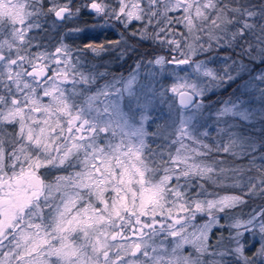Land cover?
<instances>
[{"label":"snow or ice","instance_id":"obj_1","mask_svg":"<svg viewBox=\"0 0 264 264\" xmlns=\"http://www.w3.org/2000/svg\"><path fill=\"white\" fill-rule=\"evenodd\" d=\"M45 2L0 0V264H264V207L229 225L235 229L229 245H223V236L209 243L213 227H224L220 214L227 217L245 204V195L264 198V170L248 176L240 196L201 199L207 195L204 184H193L238 175L239 169L217 171L215 165L224 161L212 156L236 155L233 148L245 139L252 141L248 155L254 164L255 138L221 129L230 139L213 147L203 142L208 133L192 123L202 115L209 91L247 74L238 85L240 95L223 102L216 121L238 117L261 124L264 147V68L256 67L264 65V3L85 0L74 6L73 0H47L45 7ZM82 9L96 22L68 29L53 52L34 44L37 37L31 33L44 30L47 16L62 23L79 17ZM133 22L140 25L129 32ZM115 24L123 29L117 39L81 45L64 39ZM134 37L167 47L173 55L141 56L127 78L107 79V71L89 62V55L97 59L111 52L123 58L135 50L129 44ZM33 47L44 50L32 52ZM221 47L239 49L241 59L213 69L210 59L198 58ZM145 61L167 66L175 74L172 85L157 88L152 75L141 81ZM168 91L197 112L181 116L167 135L166 129L148 133V113ZM151 137L162 143L152 147ZM193 187L201 191L194 193ZM200 214L208 217L202 224L196 222ZM245 233L260 237L251 255L241 243ZM185 245L193 252L185 254Z\"/></svg>","mask_w":264,"mask_h":264},{"label":"trees","instance_id":"obj_2","mask_svg":"<svg viewBox=\"0 0 264 264\" xmlns=\"http://www.w3.org/2000/svg\"><path fill=\"white\" fill-rule=\"evenodd\" d=\"M63 2V0H62ZM85 0H73L74 6H80L83 4ZM254 4L264 3V0H251ZM47 0L45 2V7H47ZM170 16H179V12H172L169 13ZM47 23L44 25V30H35L31 33V35L36 36L37 40L34 41L35 43H40L42 45H45L47 47V50L49 52H53L55 49V46L58 44L59 37L67 32L68 29L76 27V26H83L85 22L88 24H92L96 22V18L94 16L89 15V12L87 9H82L81 15L79 17L73 18L71 20H67L62 23H54L55 17L52 15L47 16L46 18ZM102 23V21H100ZM140 25V22H133V24L129 27V32H131L133 29L137 28ZM178 31H183L182 25H177ZM123 31L121 25L115 24L112 27H105L103 30L97 29L95 31H86L82 34H73V36L79 35V39L73 40V38L64 35V39L66 43L72 44L73 42L77 45H81L83 43L88 42L90 39H94L96 42H102L106 40H112L118 38V33ZM129 44L133 46L135 49L134 51L130 52L128 55L124 56L123 58H118V53L111 52L107 54H102L101 58L92 59L91 55H89V62L91 64H95L98 66L99 71H107L109 75L106 77L107 79H111L113 75H126L129 74L130 71H133L136 67V61L140 59L141 56H145L146 58H152V56L155 55H161L165 57H169L173 55L169 51L167 47L160 48L157 44L153 43L151 40H140L139 37H134L129 40ZM155 49V53L153 50ZM44 49H37L36 47H33L31 49L32 52L42 51ZM239 52V49H230L227 47H221V48H215L211 52L200 55L198 58L201 60H208L210 59L212 62L208 64L209 68L216 69V62L218 61L219 57H228L232 56L236 59L240 58L236 55V53ZM103 65H107V68L103 67ZM167 67V66H166ZM168 69V67H167ZM219 69V68H218ZM169 70V69H168ZM170 71V70H169ZM221 73V72H220ZM139 75H141L140 80L144 81L149 77V75L155 76V86L157 88L167 89V75L166 74H159L158 68H156L154 65H147L145 61V66L141 67L139 69ZM179 75H183L182 73H179ZM165 77H167L165 79ZM195 77H193L194 79ZM104 81L101 80L100 83H103ZM207 83V80H205ZM217 89V90H216ZM230 86L225 87H215L211 91H209L206 94V97L204 98V104L205 109L202 110V115H197L195 118V122L199 123L200 125H203V127H200L202 130L206 129L205 124L207 123L206 115L207 112L210 109H214L215 107L219 106V103L222 101H225L224 99L230 97L229 93ZM95 89L93 88L92 91ZM168 93V92H167ZM170 96H173V94H167L163 97L162 100H157L155 102L154 108L150 112H158L159 115L163 116V120L161 124L156 128H149L152 133L157 132L159 130H165V135H167L169 132H171L174 128H176V123H178L177 118V107L174 106V103ZM177 103V102H176ZM179 106V104H177ZM180 108L182 106H179ZM158 108V110H156ZM184 108V107H182ZM191 106H188L186 109H190ZM156 112V113H157ZM177 121V122H176ZM12 128V129H11ZM13 127H9V130H13ZM245 134L249 135L246 131ZM249 137V136H248ZM251 137V136H250ZM175 137L174 136H168V140L171 141ZM203 142L206 144H209L210 146L216 147L221 145V143H227L229 141V138H227V135L225 133H219V131H211V133L207 137H202ZM258 141H261V136L256 137ZM187 143H190L186 140ZM152 144V147H155L156 144L162 143L161 139H158V142H155L154 144L152 142H149ZM251 142L243 146V149L239 147L233 148V152L236 153V155H232L231 153H223L221 152L219 155H213L212 160H222L224 163L215 165L217 171H219L220 168L225 169H239V174L236 173H229V176L227 179H223L219 176H214L213 179L216 180V183H213L212 180H206V179H197L193 181V184L197 183H203L204 188L206 190V197L201 196V199L207 198V199H219L220 197H223V195H233V196H240L243 195L244 192L247 191L246 187H244V184L247 182V178L250 175H256L257 172L256 169L264 170V162L260 159L261 155H264V147L257 146L256 144V151H255V162L253 164L251 156H249V153H252V147L250 146ZM260 145V143H259ZM168 146L166 145V148ZM179 147L178 145H175L171 148V151L175 153V148ZM241 147V146H240ZM211 161H209L210 163ZM162 174V173H161ZM240 181V186H237L236 181ZM222 181V182H221ZM192 191L199 192L201 191L198 187H193ZM246 201L243 205H237L234 209L230 210L229 216L225 217L224 214L221 215L220 224H223L224 227H220V225H215L212 229V232L210 233V244H215L216 241L221 237H225L223 241V245H229V240L227 237H229V234H235V229H231L229 225L234 222L236 219L240 220H246L248 219V214L255 209L256 211H259L261 207H264V198H249L248 196L243 197ZM205 216L203 214H200L197 218V223L200 224L202 219ZM260 237L253 236L249 233H245L244 237L241 239V243L245 244L246 246V254L251 255L253 251L256 250L255 246L258 243ZM222 245V246H223ZM231 247H235V244H231ZM230 259H235L234 257Z\"/></svg>","mask_w":264,"mask_h":264},{"label":"rangeland","instance_id":"obj_3","mask_svg":"<svg viewBox=\"0 0 264 264\" xmlns=\"http://www.w3.org/2000/svg\"><path fill=\"white\" fill-rule=\"evenodd\" d=\"M229 57H231V59H228ZM238 59H241V57L240 58H238ZM238 59H236V58H234V57H232V56H228V57H219L218 58V61L216 62V69H222L223 67H224V65H225V63H227V64H232V61L233 60H238ZM243 60H244V63L245 64H247L248 63V60H247V58H243ZM156 68H158V73L159 74H161V75H163V74H166L167 75V88H169L171 85H172V83L174 82V79H175V74H173V73H171L168 69H167V67L166 66H164V68H161V66H159V65H154ZM257 67V70H259L260 68H264V65H257L256 66ZM132 71H130L129 73H131ZM183 75H184V73H182ZM219 74H221L222 75V72L221 73H219ZM233 74H235L234 72H233ZM128 75L129 74H126L125 76L124 75H122L123 77H125V78H127L128 77ZM183 75H180V76H183ZM119 76H121V75H118V77ZM139 77H141V75H139ZM248 79V77H247V74H245L243 77H242V79H237L235 82H229V83H224L223 85H221V86H219V88H221V87H225V86H230V89H229V93H231L230 94V96L231 97H235V96H237V95H240V90H238V85H241L242 83H243V81L244 80H247ZM204 83H206L205 81H203ZM117 87H121V85H117ZM217 90V89H216ZM95 91V90H94ZM167 94H170L169 93V91H168V93ZM171 98H169L170 100H172V102L174 103V106L175 107H177L176 109H177V120H178V123H176L177 125H176V127H178L179 126V120H180V118H181V116H190V115H192L193 113H195V112H197V110L195 109V108H193V107H191L190 109H184V108H180L177 104L178 103H176L177 102V96L176 95H173V96H170ZM227 99H229V97L228 98H226V99H224V100H227ZM45 103H47V98H45V101H44ZM223 102L224 101H222L221 103H219V106L218 107H215L214 109H210L207 113V115H206V120H207V123L205 124V127H206V129H201L200 128V124L199 123H197V122H195V118H196V116L194 117V119H193V121H192V123L194 124V125H196V127L198 128V130H199V132H207L208 133V135L211 133V131H219V133H225V132H222V131H220L221 129H226V130H228V131H230V132H235V133H239V135H240V137L241 138H247L248 136L250 137H254L255 138V142H256V144H258L257 146H260L259 145V143H260V141H258L257 139H256V137H259V136H261V133L258 131L261 127H262V125L261 124H259V123H255L254 125L253 124H251V123H249V122H245V121H242L240 118H238V117H226V118H224L225 120H226V123L225 122H217L216 121V111L219 109V108H221L222 107V105H223ZM156 110H158V108L156 109ZM124 111H127V108L125 107L124 108ZM157 112V111H156ZM156 112H154V110H153V112H149L148 114H149V116H150V121L148 122V123H146L145 124V129H146V131L148 132V133H152L150 130H148L150 127L153 129V128H156V127H158L160 124H161V122H162V120L164 119L163 118V116L162 115H159L158 114V112L156 113ZM139 114H137V116H138ZM177 122V121H176ZM229 125H234V127H232V128H230L229 129ZM12 129V128H11ZM7 132H12V131H14V129L13 130H9V127H7L6 129H5ZM245 131L249 134V135H247V134H245ZM156 132V131H155ZM227 138H229L230 139V137L227 135ZM158 139H159V137H151V138H149L148 139V142H152V140H155V142H158ZM175 139V138H174ZM252 143V141L251 140H247V139H245V141H244V144L241 146V145H238L237 147H239V148H241V149H243V146H246V145H248L249 143ZM185 143H187L186 141H185ZM179 146V145H178ZM241 146V147H240ZM263 162H264V160H263ZM264 165V164H263ZM158 178V177H157ZM223 196H233V195H229V194H227V195H223ZM200 216V215H199ZM203 216H205L203 219H202V221H201V223L200 224H202V223H204L207 219H208V217H207V215L206 214H203ZM241 231H243V229H241ZM169 239H171V238H169ZM242 239V238H241ZM151 243V242H150ZM157 243H158V241H157ZM167 247H171V244H168V245H166ZM259 247V241H258V243L256 244V246H255V248H258ZM184 252H185V254H187V253H189V252H193V249H192V247L190 246V245H185V248H184ZM206 259H209V260H211L212 259V257L211 256H208V257H206Z\"/></svg>","mask_w":264,"mask_h":264},{"label":"water","instance_id":"obj_4","mask_svg":"<svg viewBox=\"0 0 264 264\" xmlns=\"http://www.w3.org/2000/svg\"><path fill=\"white\" fill-rule=\"evenodd\" d=\"M29 70H30V69H29ZM169 93H170V94H173V93H171L170 91H169ZM177 103L179 104V106H181L180 103H179V97H178V96H177ZM182 107H184V106H182Z\"/></svg>","mask_w":264,"mask_h":264},{"label":"flooded vegetation","instance_id":"obj_5","mask_svg":"<svg viewBox=\"0 0 264 264\" xmlns=\"http://www.w3.org/2000/svg\"><path fill=\"white\" fill-rule=\"evenodd\" d=\"M65 22V21H64Z\"/></svg>","mask_w":264,"mask_h":264}]
</instances>
